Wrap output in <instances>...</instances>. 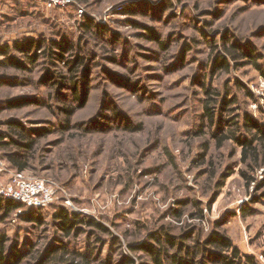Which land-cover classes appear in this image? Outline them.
<instances>
[{
	"label": "rangeland",
	"instance_id": "374dc122",
	"mask_svg": "<svg viewBox=\"0 0 264 264\" xmlns=\"http://www.w3.org/2000/svg\"><path fill=\"white\" fill-rule=\"evenodd\" d=\"M130 4L135 15L124 13ZM87 18L96 26L92 31L83 27ZM142 27L153 29L160 42ZM27 39L64 41L69 49L61 52L66 63L56 67L41 59L26 73L0 70V136L18 141L9 125L18 122L40 140L24 173L46 180L56 194L37 213L42 225L27 219L26 206L0 221L9 252L35 247L36 255L63 240L82 251L100 238L104 260L152 264L131 245L153 244L151 237L162 231L178 239L199 235L202 242L219 231L264 264V164L242 163L234 141L218 145L217 121L204 118L203 87L235 100L224 119L242 126L248 115L264 129V0H71L52 8L43 0H0V45ZM235 43L254 50L261 70L229 54ZM217 56L227 60L228 71L213 73ZM78 57L84 60L76 77L78 97L87 96L83 108L68 66ZM60 73L70 83L53 87ZM65 103L77 110L63 133ZM238 136L250 137L243 129ZM17 151L0 148L6 167L0 184L15 171L6 155ZM63 209L97 221L110 235L86 228L66 239L55 220Z\"/></svg>",
	"mask_w": 264,
	"mask_h": 264
},
{
	"label": "trees",
	"instance_id": "16d2710c",
	"mask_svg": "<svg viewBox=\"0 0 264 264\" xmlns=\"http://www.w3.org/2000/svg\"><path fill=\"white\" fill-rule=\"evenodd\" d=\"M144 6L148 7L149 4L144 2ZM138 10L134 7V4H130L124 9V13L129 15H135ZM83 27L86 31H92L96 26L90 18H87L83 23ZM149 33V39L154 42H160V38L153 29L142 27ZM97 33H103L100 27H97ZM164 46V44H162ZM161 45V46H162ZM57 49V51H55ZM69 49L66 42L46 41L27 39L22 42H15L13 45H0V57L4 60L0 61V70L13 69L26 73L31 69H36L40 66L41 59H47L50 61L52 67H56L57 62L66 63L63 59L62 53ZM229 54L233 55L235 59H251L259 70L261 67L257 64L258 57L252 48L248 47L243 50L238 43L232 44L228 48ZM19 54L20 59H17L13 54ZM84 65V60L78 57L74 62H68L69 70L74 75L72 77L74 99L80 102V108H83L86 103L87 96L84 95L81 98L77 95V76L79 70ZM224 69L229 70V65L224 57L217 56L213 64V73L217 70ZM60 80L52 82V86L65 87L67 82L70 81L65 78L61 73L59 74ZM53 80V78H51ZM204 87V94L206 96V103L204 106V118H206L211 125L217 121V143L220 147L227 141H234L238 147L242 149V163L247 164L252 161L257 167L264 164V129L259 126L254 119L248 115L243 118V125L235 119H224V112L231 111V107L236 105L235 100H229L228 98L220 99V94L211 88ZM63 108L62 113L65 117L66 124L63 126V133L68 131L71 126V118L75 115L77 107L68 106ZM21 107V106H19ZM10 128L18 136V141L12 140L11 143H5L0 136V148H9L14 146L18 151L16 153L7 154V161L10 167L16 172H26L30 168V161L37 155V145L39 141L29 137L25 128L18 122H10ZM81 125H76L75 129L80 128ZM82 128V127H81ZM107 128L110 129L109 126ZM96 129V128H95ZM127 129L133 130L129 126ZM243 129L249 134V138L237 137L238 132ZM2 140V141H1ZM249 165V164H248ZM250 168H255L250 166ZM244 179H246L248 185L252 183V179L245 173H243ZM264 185V182L261 186ZM23 204L4 199L0 197V221H5L12 213L17 212L23 208ZM198 211L197 215L203 218V210L199 205L195 203ZM42 209L32 208L28 214L29 220L38 225H42L44 222L37 213ZM182 217V214H178V219ZM55 220L59 223V229L63 233L64 237L78 238L81 235L86 234V228L94 229L104 235H110L109 230L98 223L97 221L85 218L77 213H69L66 210H61L55 214ZM219 226V225H218ZM201 237L198 235L193 238L192 235L187 234L181 239L171 235L168 231H162L155 233L151 240L153 244L143 245H131V250L134 252H144L150 258L152 264H256L255 258L249 255H243L238 247H236L232 240L222 234L221 232L212 233L205 241H201ZM191 241L192 245L188 246L187 242ZM9 239L6 235H0V264H24L25 261H30V264H117L111 260H104L102 258L100 243L103 245L104 241L98 239L95 244H88L85 250H73L71 244L66 243L64 240L59 241L56 244L49 245L43 251L35 253V247L32 248L30 253H17L12 249V253L8 248ZM123 264H135V261L126 258Z\"/></svg>",
	"mask_w": 264,
	"mask_h": 264
},
{
	"label": "built area",
	"instance_id": "2783aa9c",
	"mask_svg": "<svg viewBox=\"0 0 264 264\" xmlns=\"http://www.w3.org/2000/svg\"><path fill=\"white\" fill-rule=\"evenodd\" d=\"M49 8L64 6L71 0H43ZM6 168L0 159V174ZM5 170V169H4ZM8 183L0 184V197L23 204L29 209H45L54 201V186L43 179L29 178L23 172L9 171Z\"/></svg>",
	"mask_w": 264,
	"mask_h": 264
}]
</instances>
